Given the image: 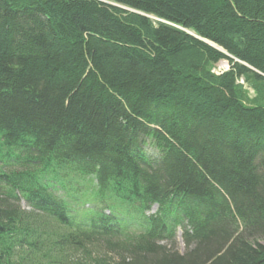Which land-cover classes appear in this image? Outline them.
Listing matches in <instances>:
<instances>
[{"label": "trees", "instance_id": "16d2710c", "mask_svg": "<svg viewBox=\"0 0 264 264\" xmlns=\"http://www.w3.org/2000/svg\"><path fill=\"white\" fill-rule=\"evenodd\" d=\"M0 264H264V0H0Z\"/></svg>", "mask_w": 264, "mask_h": 264}, {"label": "rangeland", "instance_id": "374dc122", "mask_svg": "<svg viewBox=\"0 0 264 264\" xmlns=\"http://www.w3.org/2000/svg\"><path fill=\"white\" fill-rule=\"evenodd\" d=\"M219 49H221V48H219ZM228 67H229L228 62L226 60H221V61H219L218 63H216L212 67V71H214V72H221V71H224V70L228 69ZM240 82L242 83L243 81L240 80ZM148 149H149V152H151L152 149L151 150H150V148H148ZM153 155H155V154L153 153ZM22 202L23 201H21V205L24 208L25 205ZM83 205H84V207H86V205H90V204L89 203H87V204L84 203ZM22 206H21V208H22ZM155 209H156V206H154V205L151 206L150 209L148 210V213L149 214L154 213ZM175 238H176V245L175 246L174 245L173 246L171 245V247H173V249H176V250H178L180 252H183V250H184V243H183V241L181 239V235L179 234V232H178V234H177V236Z\"/></svg>", "mask_w": 264, "mask_h": 264}, {"label": "bare ground", "instance_id": "6f19581e", "mask_svg": "<svg viewBox=\"0 0 264 264\" xmlns=\"http://www.w3.org/2000/svg\"><path fill=\"white\" fill-rule=\"evenodd\" d=\"M179 234H180V232H179Z\"/></svg>", "mask_w": 264, "mask_h": 264}, {"label": "water", "instance_id": "95a60500", "mask_svg": "<svg viewBox=\"0 0 264 264\" xmlns=\"http://www.w3.org/2000/svg\"><path fill=\"white\" fill-rule=\"evenodd\" d=\"M211 44V43H210Z\"/></svg>", "mask_w": 264, "mask_h": 264}]
</instances>
